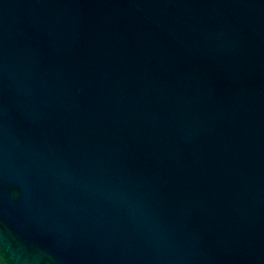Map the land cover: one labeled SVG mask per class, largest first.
Returning <instances> with one entry per match:
<instances>
[{"label": "water", "instance_id": "obj_1", "mask_svg": "<svg viewBox=\"0 0 264 264\" xmlns=\"http://www.w3.org/2000/svg\"><path fill=\"white\" fill-rule=\"evenodd\" d=\"M3 264H264V0H0Z\"/></svg>", "mask_w": 264, "mask_h": 264}, {"label": "clouds", "instance_id": "obj_2", "mask_svg": "<svg viewBox=\"0 0 264 264\" xmlns=\"http://www.w3.org/2000/svg\"><path fill=\"white\" fill-rule=\"evenodd\" d=\"M0 264H3V262H2V261H0Z\"/></svg>", "mask_w": 264, "mask_h": 264}]
</instances>
